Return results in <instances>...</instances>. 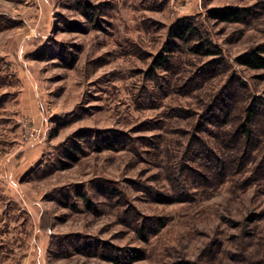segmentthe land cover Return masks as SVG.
I'll return each instance as SVG.
<instances>
[{"label": "rangeland", "instance_id": "obj_1", "mask_svg": "<svg viewBox=\"0 0 264 264\" xmlns=\"http://www.w3.org/2000/svg\"><path fill=\"white\" fill-rule=\"evenodd\" d=\"M226 5L249 15H211ZM181 21L197 32L173 36ZM261 44L259 0H0V264H230V239L264 244V174L236 191L170 176L229 107L237 126L264 105V69L236 61Z\"/></svg>", "mask_w": 264, "mask_h": 264}, {"label": "trees", "instance_id": "obj_2", "mask_svg": "<svg viewBox=\"0 0 264 264\" xmlns=\"http://www.w3.org/2000/svg\"><path fill=\"white\" fill-rule=\"evenodd\" d=\"M264 5V0H259ZM250 12V7H244L239 5H226L220 8H214L211 10V15L214 18H217L220 21L226 22H240L244 21ZM198 28L189 21H181L176 23L172 27L173 36L183 37L186 34L197 32ZM201 46V45H200ZM197 51L202 50L203 48L199 45L195 46ZM209 53H214L212 49H206ZM236 61L246 67L252 69H264V44L251 48L250 50L243 52L242 54L236 57ZM167 63L166 57L163 55L157 58L156 63ZM248 107L245 108L246 116L244 120L239 123L237 126L232 125L231 117L234 110L232 107L228 108V112L225 114V119L223 123L220 122L216 126L215 130H209V136H213L215 139H211V142H208L203 146V143L196 145V149L193 147L191 152L184 153L179 159L178 163L175 165L173 170L170 173V176L173 182H179V179L182 180L187 175L186 172L178 175L180 171L195 169V167L204 168V174L200 175L199 182L208 183L214 180V184L224 181L229 184L230 189L234 190L236 186H243L244 189L247 187H252L255 182L262 184V176L264 174V154H258L256 150L258 133L256 129V122L259 118V115L264 116V105L257 103V101L250 100ZM235 110L238 109V105H234ZM200 120V119H199ZM202 120V119H201ZM205 122V121H204ZM216 122V121H214ZM204 125L200 124V127L203 128ZM225 126V127H223ZM204 132L208 129H203ZM200 135L196 140L201 139ZM189 149V148H188ZM195 152V153H194ZM199 162V166L186 165L188 161ZM199 160V161H198ZM231 166L232 169L238 167L239 170L245 168H252L255 171V175H246V176H233L223 177L222 174ZM179 167V170H178ZM199 170V169H198ZM178 172V173H177ZM222 172V173H220ZM186 179V178H185ZM237 193V192H236ZM253 209H247L246 214H243V217L246 220H249L254 226L257 221L252 218ZM250 223V224H251ZM249 224V225H250ZM246 229H249L245 225ZM264 239V237H263ZM232 240L235 246L240 247L239 255L233 259V263L230 264H254L255 259L256 264H264V244L262 241H255V239H230ZM248 240V244L245 242ZM258 243V247L254 243ZM223 241L219 242V244ZM258 257H255V256ZM183 259V258H182ZM183 261V260H182ZM186 263L185 261H183ZM190 262V261H188ZM194 263V262H193ZM197 264V263H195Z\"/></svg>", "mask_w": 264, "mask_h": 264}, {"label": "crops", "instance_id": "obj_3", "mask_svg": "<svg viewBox=\"0 0 264 264\" xmlns=\"http://www.w3.org/2000/svg\"><path fill=\"white\" fill-rule=\"evenodd\" d=\"M34 90H33V88H29L28 89V91H27V94H26V96H25V101H28L27 102V105H32V107L34 106V100H35V96H34V92H33ZM34 147H36V146H34ZM33 147V148H34ZM32 148V149H33ZM36 150V149H35ZM36 152H37V150H36ZM31 155H29V157H30ZM26 159H27V157H24V159H22L23 160V162H26ZM25 164V163H24Z\"/></svg>", "mask_w": 264, "mask_h": 264}]
</instances>
